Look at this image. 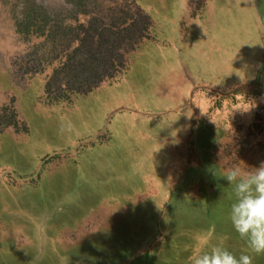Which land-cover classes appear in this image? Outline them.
Masks as SVG:
<instances>
[{"label": "rangeland", "instance_id": "1", "mask_svg": "<svg viewBox=\"0 0 264 264\" xmlns=\"http://www.w3.org/2000/svg\"><path fill=\"white\" fill-rule=\"evenodd\" d=\"M82 1L0 0V264H264L219 178L264 162V0Z\"/></svg>", "mask_w": 264, "mask_h": 264}, {"label": "clouds", "instance_id": "2", "mask_svg": "<svg viewBox=\"0 0 264 264\" xmlns=\"http://www.w3.org/2000/svg\"><path fill=\"white\" fill-rule=\"evenodd\" d=\"M219 178L232 186L229 219L234 230L246 241L251 252L264 254V162L252 167L236 165ZM188 264H253V256L241 251L237 257L222 244H217L190 256Z\"/></svg>", "mask_w": 264, "mask_h": 264}, {"label": "trees", "instance_id": "3", "mask_svg": "<svg viewBox=\"0 0 264 264\" xmlns=\"http://www.w3.org/2000/svg\"><path fill=\"white\" fill-rule=\"evenodd\" d=\"M84 1V0H83ZM82 1V2H83ZM38 8H41V7H39L37 4H35V7L32 9V10H30V15H29V17H30V19L28 20V21H26V23L25 24H22V25H24V29L26 30V29H29V26H30V24L32 23V24H35L36 22H35V20H33V18H35V17H37L38 16V13H39V10H38ZM42 9V8H41ZM44 11V10H43ZM32 16H34L33 18H32ZM43 23H45L44 25H43ZM39 29H41L42 27H45V25H47L46 24V21H40L39 22ZM55 33V32H54ZM55 39H57L56 37H54ZM254 84H258L257 82H253ZM258 86H259V84H258ZM242 90V87H237L235 90H234V92H240ZM258 94H260V95H264V90H261L260 92H257Z\"/></svg>", "mask_w": 264, "mask_h": 264}, {"label": "bare ground", "instance_id": "4", "mask_svg": "<svg viewBox=\"0 0 264 264\" xmlns=\"http://www.w3.org/2000/svg\"><path fill=\"white\" fill-rule=\"evenodd\" d=\"M100 232H101V231H100ZM100 232H99V233H100Z\"/></svg>", "mask_w": 264, "mask_h": 264}]
</instances>
